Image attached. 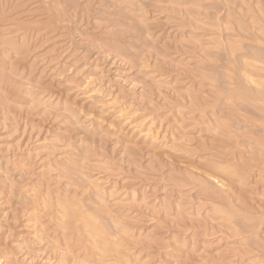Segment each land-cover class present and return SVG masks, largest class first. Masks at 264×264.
Segmentation results:
<instances>
[{"label":"rangeland","instance_id":"rangeland-1","mask_svg":"<svg viewBox=\"0 0 264 264\" xmlns=\"http://www.w3.org/2000/svg\"><path fill=\"white\" fill-rule=\"evenodd\" d=\"M260 94L264 0H0V264H264Z\"/></svg>","mask_w":264,"mask_h":264},{"label":"bare ground","instance_id":"bare-ground-1","mask_svg":"<svg viewBox=\"0 0 264 264\" xmlns=\"http://www.w3.org/2000/svg\"><path fill=\"white\" fill-rule=\"evenodd\" d=\"M255 95H256V94H255ZM255 95H254V96H255ZM252 96H253V95H252ZM257 96H258V95H257ZM260 96H262V94H260ZM260 96H259V98H260ZM251 98H252V97H251ZM255 98H256V97H255ZM261 98L264 100V96H262ZM261 98H260V99H261ZM252 100H253V99H252ZM254 100H255V99H254ZM260 102H261V100H260Z\"/></svg>","mask_w":264,"mask_h":264}]
</instances>
